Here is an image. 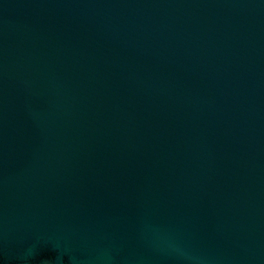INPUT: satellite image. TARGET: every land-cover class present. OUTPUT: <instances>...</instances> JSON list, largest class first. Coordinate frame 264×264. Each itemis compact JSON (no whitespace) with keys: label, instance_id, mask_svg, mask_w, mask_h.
I'll use <instances>...</instances> for the list:
<instances>
[{"label":"water","instance_id":"95a60500","mask_svg":"<svg viewBox=\"0 0 264 264\" xmlns=\"http://www.w3.org/2000/svg\"><path fill=\"white\" fill-rule=\"evenodd\" d=\"M0 264H264V0H0Z\"/></svg>","mask_w":264,"mask_h":264}]
</instances>
